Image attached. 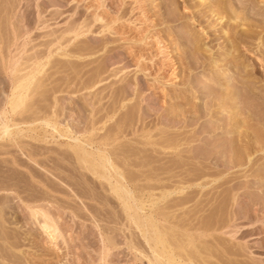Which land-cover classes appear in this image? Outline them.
I'll return each mask as SVG.
<instances>
[{
    "label": "rangeland",
    "instance_id": "obj_1",
    "mask_svg": "<svg viewBox=\"0 0 264 264\" xmlns=\"http://www.w3.org/2000/svg\"><path fill=\"white\" fill-rule=\"evenodd\" d=\"M72 16L88 30L66 41ZM11 26L28 30L26 52L2 43ZM0 40V231L15 243L0 238L14 253L0 263L151 264L142 231L154 223L177 236L216 227L198 233L208 251H181L198 249L202 264H264V0H0ZM29 53L41 55L40 85L12 111ZM88 136L111 143L130 198L80 167ZM235 213L244 239L218 230Z\"/></svg>",
    "mask_w": 264,
    "mask_h": 264
},
{
    "label": "bare ground",
    "instance_id": "obj_2",
    "mask_svg": "<svg viewBox=\"0 0 264 264\" xmlns=\"http://www.w3.org/2000/svg\"><path fill=\"white\" fill-rule=\"evenodd\" d=\"M17 5V4H16ZM15 6V5H14ZM211 6V5H210ZM18 7V6H17ZM212 7V6H211ZM216 8V7H215ZM214 8V9H215ZM218 8V7H217ZM213 9V8H212ZM8 11V10H7ZM12 11H13V8H12ZM41 11V10H40ZM40 11H38L37 13H39ZM219 11V10H218ZM216 11V12H218ZM51 12V11H50ZM49 12V13H50ZM55 12V11H54ZM53 12V13H54ZM41 13V12H40ZM39 13V14H40ZM43 13V12H42ZM44 14V13H43ZM56 14V13H54ZM68 14V13H67ZM42 15V14H41ZM52 15V14H51ZM71 15V13H70ZM226 15V14H225ZM39 16V15H38ZM43 17H46L45 15H42ZM42 16H39V19L38 21V24H43L45 21V19L41 18ZM56 16V15H55ZM75 17V16H74ZM96 17V16H95ZM54 18V17H53ZM221 18V17H220ZM49 19V18H48ZM72 19H73V16H72ZM8 20V19H6ZM70 21V23L67 24V26L65 25L64 28H60V32L61 33H67L68 35L67 36H64V37H67L65 40H70L71 38L81 34V33H84L85 31L88 30V25L87 23L85 24L84 22L81 23V22H78L76 21V18L73 19V20H68ZM66 21V22H68ZM81 21V20H80ZM90 23V22H88ZM11 24H12V21H11ZM17 24V23H16ZM36 24V25H38ZM39 24V25H40ZM103 24V23H102ZM14 25V24H13ZM108 25V24H107ZM45 26V25H44ZM103 26V25H101ZM12 27V31H11V35L9 37V39H2V43L4 44H7L5 45V48L6 46H9V45H13L15 46V49L17 50V53H20V52H26L24 50V45H25V41H24V36L25 34H27V31L28 30H23V31H19L20 29L17 30V28ZM10 30V29H9ZM54 30V29H53ZM52 31V30H51ZM55 31V30H54ZM53 31V32H54ZM59 32V33H60ZM52 33V32H51ZM58 36V37H57ZM55 35V37L53 36V40L55 39H59L61 38L62 36H59L58 35ZM63 38V37H62ZM49 40V43L52 41ZM29 40V39H28ZM31 40V39H30ZM62 40V39H61ZM61 40H58V41H61ZM64 40V39H63ZM63 40L61 41V43L63 42ZM5 41H8L7 43H5ZM242 41V40H241ZM47 43V44H49ZM59 43V44H61ZM0 44H1V40H0ZM46 44V45H47ZM84 44V43H83ZM78 45V44H77ZM2 46V44H1ZM33 46V45H32ZM3 49V48H2ZM9 49V48H8ZM30 49V48H28ZM197 51V50H196ZM31 53V52H30ZM29 55L28 56H25L23 57L22 56V61L20 62V66H18L17 68H14V82H12V87H11V97H10V101H9V105H10V109L13 111V110H16L17 107L21 106L23 110H26V109H29L30 106H29V103L26 102V99L31 95L32 92H36V89L39 87L40 84H38V73L41 72V66H42V62H38V59L41 57V55H37V53L34 55V50H33V53L32 55ZM15 54V53H14ZM13 54V55H14ZM50 54V53H49ZM6 56V55H5ZM4 56V57H5ZM17 56V54L15 55V57ZM234 57V56H233ZM18 59V58H17ZM5 60V59H4ZM16 62V61H15ZM14 62V63H15ZM233 67V66H232ZM11 73V72H10ZM42 74V73H41ZM40 74V75H41ZM46 75V74H45ZM42 88V87H41ZM46 96V95H45ZM224 99V98H223ZM48 100V99H47ZM48 102V101H47ZM32 103V102H30ZM35 108V106H34ZM50 108V107H49ZM20 110V109H19ZM38 110V109H37ZM36 113V112H35ZM41 113V112H40ZM39 113V114H40ZM59 113V112H58ZM19 114V113H18ZM20 115V114H19ZM30 115V114H29ZM44 115V114H43ZM59 115V114H58ZM36 116V115H35ZM57 116V114H56ZM21 117V116H20ZM28 117V116H27ZM16 118V117H15ZM19 118V117H18ZM20 119V118H19ZM23 119V118H22ZM21 119V120H22ZM27 120V119H26ZM25 120V121H26ZM172 121L174 120L171 119ZM46 121V120H45ZM33 122V121H32ZM0 123L2 125V129L0 131V137H4V136H8L10 133H9V128H8V125L5 123V120H3L1 117H0ZM50 125V123H49ZM233 126V125H232ZM236 129V128H235ZM131 130V129H130ZM92 132V131H91ZM95 132V131H94ZM119 134V133H118ZM248 134V133H247ZM251 134V132H250ZM105 136V135H104ZM119 136V135H118ZM112 139V138H111ZM239 140V139H238ZM16 141V139H15ZM79 141V140H78ZM112 141V140H111ZM251 143V142H250ZM106 145H111L110 142H107V140L103 141V142H98V140H95L93 138H91L90 136L86 137L84 141H81L79 142L78 144H75V148L76 150L78 151L79 155H78V162H79V165L81 168L83 169H86L88 170L89 172H91L92 174L102 178L103 180H105L107 182V184L110 186L111 189H114L115 191H118L120 192V195L121 197H123V199L126 197L127 199L130 198V191L129 188H127V185H126V178L124 177L123 173H122V170L118 169L115 165H114V161L112 159V156H111V153H114V150L113 148H110V147H107ZM88 146V148H87ZM237 146V145H236ZM167 148V147H166ZM187 149V148H186ZM192 149V148H191ZM182 150V149H181ZM238 151V150H237ZM246 151V150H245ZM30 152V151H29ZM172 152V151H171ZM170 152V153H171ZM115 154V153H114ZM177 154V153H176ZM188 154V153H187ZM115 157V156H113ZM213 157V156H212ZM239 159V158H238ZM116 161V159H115ZM208 162V161H207ZM227 162V161H226ZM181 163V162H180ZM252 163V162H251ZM238 164V163H236ZM228 165V164H227ZM194 167V166H193ZM190 168V167H189ZM196 170V169H195ZM186 171V170H185ZM162 172V171H161ZM126 173V172H125ZM148 173V172H147ZM194 174V173H193ZM197 174V173H196ZM174 175V173H173ZM194 177V176H192ZM184 179V178H183ZM195 180V179H194ZM130 181V179H129ZM183 182V181H182ZM219 182V181H218ZM198 184V183H197ZM204 184H207L206 181L204 182H201L199 183V185H204ZM159 186V185H158ZM158 186H155V187H158ZM168 187V186H167ZM227 187V186H226ZM198 188V187H197ZM6 189V188H5ZM162 190V189H161ZM161 196H164V193L161 194ZM7 197V196H6ZM119 198V197H118ZM125 198V199H126ZM121 200V199H120ZM130 200V199H129ZM257 200V199H256ZM123 202V201H122ZM263 202V201H262ZM254 207V206H253ZM34 209V208H33ZM234 209V208H233ZM43 210V209H42ZM41 210H32L30 209V212L31 214L33 215V217L35 218V220L39 219L37 216L39 214V216H42V219H40L39 221V225H40V228L46 233V235H48L50 237V235H53L51 232L52 231H55V226L54 224H52V222L50 220L47 219V217H49L48 215L44 214L45 212H40ZM136 211V210H135ZM160 212V211H159ZM163 213V212H162ZM162 213H161V216H162ZM173 213V212H172ZM50 215V214H49ZM151 215V214H150ZM141 216L139 215L137 212H134L132 214V217L135 219V222L140 224V225H145L147 224L149 221H154L153 218H151L152 216ZM166 215V214H165ZM164 215V216H165ZM168 215H166L167 217ZM5 217V216H4ZM173 217V216H172ZM241 217V216H240ZM165 218V217H164ZM169 219V217H167ZM239 218L236 216V213L233 214L231 216V219L229 222H227L225 225L221 226L218 228V230H222V229H225L226 230L224 232L228 233L229 235H231L233 238L235 239H244L245 237V231L246 230H239L238 227L240 226L239 223L235 222V220ZM244 218V217H243ZM204 219V218H203ZM240 219V218H239ZM50 221V222H49ZM183 221V220H182ZM38 222V221H37ZM174 222V220L172 221ZM187 222V221H185ZM151 223V222H150ZM150 223L148 225H150ZM193 223V222H192ZM3 224V223H2ZM163 224V223H162ZM178 224V223H177ZM165 225V224H163ZM182 225V224H180ZM184 225V224H183ZM193 225V224H192ZM205 225V227H204ZM202 224L201 226H197V227H193V232L194 233H190L188 231H179L180 234L179 236H177V232L173 234L174 232V229H172L171 227L168 226V229H170V231L168 233L175 235L176 237H178V244L177 241L174 242V240L172 241L171 239V235L169 234V236H171L168 240L171 239V241H167L166 238H164V234H166L165 236L168 238V233H166V230L164 228H166L167 225L164 226V228L162 229V231H159V229H157V225L152 223L151 224V228L152 229H148V228H145L143 229L142 231V234L143 236L145 237V241L146 243L149 245V248H150V251H151V257L152 258H148L149 261L151 262V264H170V263H174V261H176L177 257H175L176 255L178 257H183L184 260H178L179 264H202L200 263V261L198 259H196V256H195V252L196 250L199 251L201 250V252H204L205 250H207V246L205 244V241L204 244L206 246V248L204 247L203 249V246L200 245V243L196 242L198 241V238H199V234H205V233H211L212 230L214 229H217L216 227H210L208 226V224ZM207 225V226H206ZM160 228L161 226L158 225ZM212 226V225H211ZM2 227V226H0ZM180 227V226H179ZM184 227V226H183ZM4 229V228H3ZM2 230V228H1ZM165 230V231H164ZM57 231V229H56ZM240 231V232H239ZM196 232V233H195ZM4 233V232H3ZM3 233L2 231H0V234H2V236L0 235V238L2 239H7L8 237L5 235L3 236ZM51 233V234H50ZM54 233V232H53ZM163 234V236H162ZM212 234V233H211ZM251 234V233H250ZM214 236V235H213ZM52 237V236H51ZM174 237V236H173ZM175 237V238H176ZM224 237V236H223ZM106 238V237H105ZM177 239V238H176ZM52 240V239H51ZM201 240V239H200ZM217 240V239H216ZM219 240V239H218ZM225 240V239H224ZM8 241V239H7ZM207 241H210L209 239ZM9 242V241H8ZM171 242V243H170ZM194 242H196V246L195 248H200L199 250L196 249L194 250L193 252L194 253H191L192 252V248L191 251L188 253H185V256H183L182 252L181 251H184L187 250L189 251V248L188 249H185V246L186 245H193L195 244ZM219 242V241H218ZM51 243V242H50ZM197 243L199 244V246H197ZM222 243V241H221ZM240 243V241H239ZM9 244H12L10 246L13 247V245L15 243H13L11 240L9 242ZM211 244V242H210ZM220 244V243H219ZM223 244V243H222ZM241 244V243H240ZM251 244V243H250ZM17 245V244H16ZM213 245V244H212ZM243 245L248 248V253L249 254H252L253 252L250 249L249 245H248V242L247 241H244L243 242ZM7 246V245H6ZM171 246L173 247H178V252L176 255L173 253V252H177L176 250H173L172 252V249H171ZM189 246H186V247H189ZM228 246V245H227ZM172 247V248H173ZM212 247V246H211ZM216 247V246H215ZM242 247V246H241ZM2 248V247H1ZM245 248V249H246ZM9 249V248H8ZM204 251H203V250ZM225 249V248H224ZM211 250V248H210ZM227 250V249H226ZM225 250V251H226ZM11 249L7 252L5 250L4 251H1L0 252V258L2 260L6 259L7 258V254H8V258L11 259V257H9L11 254L14 255V253H11L10 252ZM208 251V250H207ZM219 251V250H218ZM210 252V251H209ZM6 253V254H5ZM182 253V254H181ZM205 253V252H204ZM208 253V252H207ZM221 253V252H220ZM194 254V255H193ZM237 254V253H236ZM23 255V254H22ZM242 255H245V254H242ZM147 257L149 255H146ZM195 256V257H194ZM220 256V255H219ZM224 256V255H223ZM253 256V255H252ZM14 257V256H13ZM206 257V256H205ZM255 257V256H253ZM7 258V259H8ZM17 258V257H16ZM14 258L13 263L15 264L16 263H19L18 260ZM20 258V257H19ZM258 258V257H257ZM256 258V259H257ZM204 259V258H203ZM251 259V258H250ZM205 262L207 259H204ZM235 260V259H234ZM254 260V259H253ZM238 261V260H237ZM234 262V261H233ZM2 264V263H0ZM6 264V263H5ZM226 264V263H225Z\"/></svg>",
    "mask_w": 264,
    "mask_h": 264
}]
</instances>
